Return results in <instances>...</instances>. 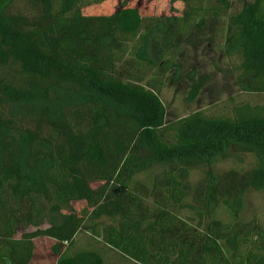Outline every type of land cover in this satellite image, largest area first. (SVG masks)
<instances>
[{"label":"trees","instance_id":"16d2710c","mask_svg":"<svg viewBox=\"0 0 264 264\" xmlns=\"http://www.w3.org/2000/svg\"><path fill=\"white\" fill-rule=\"evenodd\" d=\"M108 1L0 0V260L30 264L45 236L56 240L57 264H106L97 249L69 252L87 231L134 264H264V235L239 256L246 238L212 217L218 204L241 205L248 189L264 188V104L233 96L214 115L167 122L161 98L181 66L173 53L216 36L240 57V92L263 95L264 0H244L236 13L232 0H169L154 15L140 0H117L110 13L85 12ZM187 78L194 102L210 76L191 69ZM228 151L258 162L215 173ZM200 165L208 169L191 189L189 170ZM156 167L166 170L140 178ZM37 195L57 201L62 219L17 238ZM184 206L193 214L176 211Z\"/></svg>","mask_w":264,"mask_h":264},{"label":"rangeland","instance_id":"374dc122","mask_svg":"<svg viewBox=\"0 0 264 264\" xmlns=\"http://www.w3.org/2000/svg\"><path fill=\"white\" fill-rule=\"evenodd\" d=\"M232 13L240 11L244 0H232ZM139 1H131L130 5H136ZM143 11L154 15L160 12H166L169 8V0H140ZM118 5L117 0H110L102 7H87L85 12L91 13H110ZM215 41L206 42L197 46L187 44L173 53L176 62L181 66L179 68L172 67L168 71L164 89L161 98L166 107V121L171 122L176 119L188 116L193 112L204 110L214 115L225 106V100L236 96L237 100H250L254 103L264 104L263 95H249L241 93L236 83L235 77L240 64V57L234 55L228 57L224 51L223 38L216 36ZM152 53H156V49H152ZM191 69H195L199 74H209V82L203 89L201 95L194 102L186 99L188 91L187 74ZM148 76L153 75L152 71L148 72ZM175 80V81H174ZM174 81V82H173ZM258 162L253 154L235 153L228 151V155L215 162L211 169L217 173L235 169L246 171L251 169ZM208 167L197 166L189 170L187 177V185L191 189L196 186L198 181L205 175ZM164 167L154 168L150 174L141 175L143 180H150L154 173L164 172ZM9 193V192H8ZM11 207H15V199L12 196H6ZM241 205L223 203L213 207L214 218L220 219L226 226V232L236 229L240 237L246 238L243 244H235L239 248V256L247 251L250 244L260 239L264 235V188L248 189L242 196ZM53 203L54 205L56 204ZM36 207L34 212V221L31 224H17L16 237L21 238L26 232L34 231L38 228H46L52 222L62 219L60 211L53 210V204L46 201L42 196H36ZM74 207L81 210L84 203H76ZM233 210H238L237 212ZM183 215L193 214L192 210L187 206L176 210ZM63 212V211H62ZM237 213V216H234ZM119 217L104 216L99 219L105 225H118ZM262 235V236H259ZM258 238V239H257ZM262 239V238H261ZM56 240L50 237L41 236L34 239V255L30 264H57V255L53 252L52 247ZM93 248L105 256L106 264H134L123 260L121 255L115 251L107 249L103 242L96 240L87 231H82L77 236L76 245H72L69 252L75 251L77 248ZM235 250L231 248L230 251ZM0 264H3L0 260Z\"/></svg>","mask_w":264,"mask_h":264}]
</instances>
